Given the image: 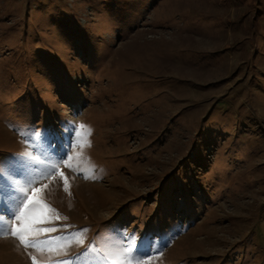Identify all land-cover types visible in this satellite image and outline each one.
I'll list each match as a JSON object with an SVG mask.
<instances>
[{"label":"rangeland","instance_id":"obj_1","mask_svg":"<svg viewBox=\"0 0 264 264\" xmlns=\"http://www.w3.org/2000/svg\"><path fill=\"white\" fill-rule=\"evenodd\" d=\"M0 264H264V0H0Z\"/></svg>","mask_w":264,"mask_h":264}]
</instances>
